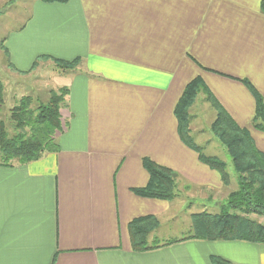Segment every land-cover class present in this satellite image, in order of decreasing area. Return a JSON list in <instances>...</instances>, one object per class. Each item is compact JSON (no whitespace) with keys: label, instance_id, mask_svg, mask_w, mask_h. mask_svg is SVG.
Wrapping results in <instances>:
<instances>
[{"label":"crops","instance_id":"obj_1","mask_svg":"<svg viewBox=\"0 0 264 264\" xmlns=\"http://www.w3.org/2000/svg\"><path fill=\"white\" fill-rule=\"evenodd\" d=\"M9 0H0V9ZM261 0H30L4 37L17 71L43 72L40 56L70 61L51 80L68 89L59 150L0 164V264H264V243L176 236L135 251L129 224L174 216L175 202L144 197L143 158L171 168L178 183L216 190L219 173L179 138L174 107L198 77L264 154L251 121L264 102ZM51 61V60H50ZM25 96V95H23ZM171 216V218L173 217ZM156 237V236H154ZM168 240H176L165 244Z\"/></svg>","mask_w":264,"mask_h":264},{"label":"trees","instance_id":"obj_2","mask_svg":"<svg viewBox=\"0 0 264 264\" xmlns=\"http://www.w3.org/2000/svg\"><path fill=\"white\" fill-rule=\"evenodd\" d=\"M47 3H65L68 0H42ZM260 10L264 13V0H261ZM8 56V52L5 49ZM41 60H51L60 69H74L80 58L70 61L40 56L32 64L35 69ZM9 66L16 70L9 62ZM21 74L25 72L17 71ZM255 100V110L251 125L264 132V102L261 95L247 80H242ZM199 93L206 95L207 102L215 110V119L210 125V131L226 148L231 158L232 166L237 173L236 189L229 192L224 204L220 205L217 215L206 213L193 215L191 237L205 240H247L264 243V223L254 217L264 218V154L254 144L248 130L240 127L215 99L198 77L189 81L174 107L177 120V132L181 141L194 152L199 160L211 169L217 171L223 184H229L226 164L217 156L206 155L203 148L194 142L189 128V107ZM68 89L60 87L50 90L46 102L31 106L33 99L29 95L22 96L11 109L6 121L0 118V164H26L40 159L46 153L59 150L56 141L67 124L61 111L67 106ZM3 84L0 82V109L3 105ZM8 120V122H7ZM12 131L8 130V126ZM143 166L149 174V182L145 187L133 191L141 196L172 200L175 197L177 173L169 167L162 166L149 158H143ZM159 226L155 216L140 217L129 224L131 245L135 251H144L158 247L157 243L149 244V234ZM176 240H168L171 244ZM212 264H230L219 256H211Z\"/></svg>","mask_w":264,"mask_h":264},{"label":"rangeland","instance_id":"obj_3","mask_svg":"<svg viewBox=\"0 0 264 264\" xmlns=\"http://www.w3.org/2000/svg\"><path fill=\"white\" fill-rule=\"evenodd\" d=\"M30 0H9L0 9V82L3 84L4 101L0 109V118L6 121L11 109L19 102L23 95H29L33 101L32 105L39 102H46L49 97L50 90H58L59 88L51 80L54 70L60 73L64 69H60L53 61L41 60L38 65H42L41 73L34 72L30 75H24L9 66L8 56L5 53L3 45L5 35L20 25L26 16V5ZM37 65V67H38ZM37 67L33 69L37 70ZM189 128L190 134L194 138V142L203 148L206 155L217 156L226 164V171L229 175V184L222 186L216 190H207L186 184H179L175 180L174 188L175 197L172 199L175 204L174 216L162 218L160 228L155 232L156 237L149 238L147 241L151 243H159L164 238H173L176 236L190 237L194 234L192 231L193 215L206 213L217 215L220 213V205L226 200L229 192L236 189L237 173L232 166L226 148L221 142L215 138L210 131V125L215 119L216 112L206 100V95L199 93L194 99V103L189 107ZM8 122V120H7ZM8 130L12 131L10 125ZM222 181V180H221ZM171 200V201H172ZM258 222L264 223L263 217H254Z\"/></svg>","mask_w":264,"mask_h":264}]
</instances>
